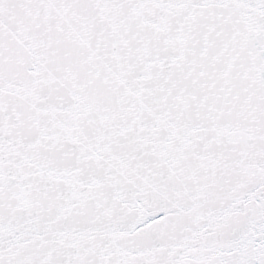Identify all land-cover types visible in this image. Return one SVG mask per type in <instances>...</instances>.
Listing matches in <instances>:
<instances>
[{"label": "snow or ice", "instance_id": "obj_1", "mask_svg": "<svg viewBox=\"0 0 264 264\" xmlns=\"http://www.w3.org/2000/svg\"><path fill=\"white\" fill-rule=\"evenodd\" d=\"M0 264H264V0H0Z\"/></svg>", "mask_w": 264, "mask_h": 264}]
</instances>
